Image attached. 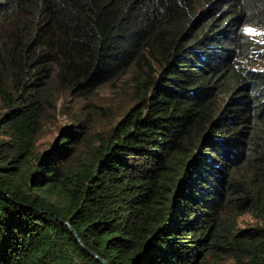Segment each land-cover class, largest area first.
<instances>
[{"label": "trees", "instance_id": "1", "mask_svg": "<svg viewBox=\"0 0 264 264\" xmlns=\"http://www.w3.org/2000/svg\"><path fill=\"white\" fill-rule=\"evenodd\" d=\"M247 22L264 0H0V264H264Z\"/></svg>", "mask_w": 264, "mask_h": 264}, {"label": "rangeland", "instance_id": "2", "mask_svg": "<svg viewBox=\"0 0 264 264\" xmlns=\"http://www.w3.org/2000/svg\"><path fill=\"white\" fill-rule=\"evenodd\" d=\"M245 31L258 43L255 44L256 52H250L249 56L243 57V62L255 69H264V26L257 23L247 22ZM257 49L259 50L257 52ZM127 74H122L114 83H106L102 85L94 99L100 104L110 105L114 110L111 113L110 120L120 113V110L130 101L131 84L128 82ZM116 114V115H115ZM56 118L59 123L65 122V117L62 114H57ZM105 119V118H104ZM102 118V120L104 121ZM56 131L45 132L37 140V146L40 150L45 149L49 145V140L56 135ZM262 220L255 216L252 212H244L238 217V226H250V224L259 223ZM229 260L221 264H227Z\"/></svg>", "mask_w": 264, "mask_h": 264}, {"label": "water", "instance_id": "3", "mask_svg": "<svg viewBox=\"0 0 264 264\" xmlns=\"http://www.w3.org/2000/svg\"><path fill=\"white\" fill-rule=\"evenodd\" d=\"M64 223L66 224L68 229L71 231V233L73 234L74 238L78 241V243L80 245H83L82 242L80 241V239L78 238L76 231L70 226V224L67 221H64ZM88 252L93 254L91 251H88ZM93 255L96 256L95 254H93ZM99 260L101 261V263L105 264V262L102 259H99Z\"/></svg>", "mask_w": 264, "mask_h": 264}]
</instances>
